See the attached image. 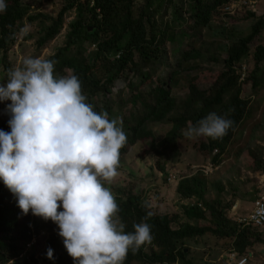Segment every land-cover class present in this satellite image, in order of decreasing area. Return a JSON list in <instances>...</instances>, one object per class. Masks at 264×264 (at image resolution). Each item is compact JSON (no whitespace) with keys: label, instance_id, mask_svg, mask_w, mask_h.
Returning <instances> with one entry per match:
<instances>
[{"label":"trees","instance_id":"1","mask_svg":"<svg viewBox=\"0 0 264 264\" xmlns=\"http://www.w3.org/2000/svg\"><path fill=\"white\" fill-rule=\"evenodd\" d=\"M65 1L66 4L55 18L39 16L43 22L36 47L40 49L55 39L62 31L64 15L75 10L76 20L68 26L63 46L49 59L55 61L57 75L61 76L66 70L77 75L81 81L82 92L87 97L86 102L93 106L94 111L107 112L109 119H113L114 106L107 97L113 94L115 82L119 81L123 74H129L139 78L142 85L150 83L155 68L160 64L161 49L168 39L173 38L172 34L167 35L170 30L168 25L158 26L155 21L159 11L171 5L172 0H144V6L139 7H135L136 0ZM190 1L193 4L188 22L191 23L192 30L201 32L208 26L216 9L230 0ZM7 3L6 12L0 14V83L6 82L7 72L11 69L7 54L15 43L14 29L28 15V8L23 7L22 0H7ZM86 12L91 14L89 19L85 17ZM253 16L248 14L246 18ZM34 20V17L29 18L31 22ZM263 28L264 16H261L251 27L249 35L237 39L227 47L224 71L217 72L211 79L207 73H200L195 77L187 76L188 94L184 101L176 103L171 98L170 88L174 84L171 79L178 78L177 70L170 73L165 84L159 81L154 90L153 105L150 108L147 104L143 105V115L134 114L130 121H122L127 143L120 150V156L125 154L130 146L143 142L146 152L158 160L169 156L179 157L181 145L188 142V138L181 132L196 124L208 113L216 112L234 122L227 135L215 140L206 138L205 142L194 141L192 146L213 166L220 165L237 128L247 116L249 104L241 98L242 86L253 81L252 74L255 76L260 72L259 66L264 61V46L259 45L253 49V71L250 77L239 82L235 68L248 55L249 45ZM175 41L177 46L183 47L182 37L179 36ZM91 44L95 45V50L89 53ZM178 53L181 60L177 62V68L191 61H198L201 57L200 49L180 48ZM186 66L188 68V65ZM207 81H210L209 88L200 90L198 86ZM253 86H256L255 81ZM128 87L134 89L131 83H128ZM98 95L103 97V103L100 105L96 102ZM155 122L171 125V129L161 140H157L154 133L147 128V124ZM215 151L217 154L213 156ZM261 152L258 148L249 152L253 172H264ZM159 168L162 173L165 171L164 165ZM206 189V181L199 175L179 180L176 185L177 195L181 199H197L198 204L184 208V216L196 224L186 223L176 229L172 228L176 218L153 211L147 200L138 195L128 193L116 200L119 207L117 215L125 224L126 232H132L133 225L144 221L147 216L145 222L151 226L153 236L152 242L142 246L137 252L129 250L124 264H193L188 260L189 252L185 246L190 240H199L204 236L228 240L231 251L239 256L247 255L248 249L253 245L264 243L261 232L241 228L237 224L232 225L219 201H206ZM225 207L228 208V205ZM61 210L58 208V211ZM57 232L58 228L53 222L32 216L31 210L27 215H22L16 198L0 181V264H75L73 258L67 254L62 238ZM41 233H45L44 248L38 259L30 252L37 247L35 245L38 243L37 239L42 237ZM34 236L35 244L21 257ZM48 248L53 250L51 260L46 256Z\"/></svg>","mask_w":264,"mask_h":264},{"label":"rangeland","instance_id":"2","mask_svg":"<svg viewBox=\"0 0 264 264\" xmlns=\"http://www.w3.org/2000/svg\"><path fill=\"white\" fill-rule=\"evenodd\" d=\"M244 1L255 2L256 12L251 13L246 6L239 5L238 11L230 16L223 12L224 5L219 6L212 14L208 26L201 32L192 30L191 23L188 22L193 4L190 0H172L171 5L159 11L160 13L155 16L156 23L158 26L168 25L170 30L167 35L170 33L173 38L168 39L161 49L160 64L155 68L156 71L150 83L142 85L139 78L129 74H123V77L115 82L113 94L107 97L114 106L113 119L130 121V117L134 114L143 115L145 112L143 105L147 104L149 108L153 105L154 90L158 82L165 84L170 73L175 70L178 71V78L171 79L174 84L170 90L171 98L176 103L184 101L188 94L187 76L195 77L200 73H207L211 79L217 72L224 71L227 47L237 39L249 35L251 27L261 16H264V0ZM65 4V0H22L23 7L28 8V15L14 29L15 43L7 54L11 69L22 66L23 59L27 57L49 59L56 54L57 49L63 46L68 26L76 20L75 10L64 15L62 31L55 39L40 49L36 47V42L41 35L40 28L43 22L42 17L39 16L55 18ZM139 6H144V0H136L135 7ZM248 14L254 16L246 18ZM90 16V12L85 13L87 19ZM30 17H34L35 20L29 21ZM179 36L182 37L183 47L176 44L175 40ZM259 45L264 46V28L249 45L248 55L237 65L239 68L245 66L247 78L253 71V49ZM180 48L181 50L200 49L201 57L198 61H191L177 68V62L181 60V55L178 53ZM94 50L95 45H89V53ZM259 69L260 72L251 76L256 86H253L252 80L242 86L241 98L248 101V113L237 128L220 165L215 166L216 168L207 176L202 173V168H206L211 163L197 153L192 144L194 141L205 142V137L188 138V142L181 145L182 151L179 157L169 156L163 160H158L147 153L143 142H137L120 156L118 175L111 182H104L105 186L111 189L115 199L118 200L132 193L147 200L153 211L176 218L172 225L173 229L186 223L194 225L195 221L188 220L184 216V208L196 205L198 201L197 199H181L176 193V185L181 178L199 175L206 181L205 200L210 203L219 201L232 225L237 224L238 217L248 216L264 184V172H253L252 159L249 156L250 151L255 148L260 149L264 165V61ZM1 70L0 66V80L2 79ZM71 74L70 70H66L61 76ZM209 82L199 85V89L207 90ZM128 83L133 84V90L129 89ZM96 102L98 105L102 104L103 97L98 95ZM8 103L10 101L0 102V130L4 129L6 132L11 130L7 123L10 117L4 112ZM147 128L154 133L157 140H161L169 132L171 125L155 122L147 124ZM162 165L165 168L163 173L159 170V166ZM225 205H228V208ZM256 232H261L264 240V227ZM37 242L35 245L37 247L30 254L39 259L44 248V237L37 239ZM229 244L228 240L204 236L199 240H190L185 248L189 252L188 260L193 264H233L232 259L241 257V259H247L246 264H264V243L253 245L248 249L247 255H240L241 257L231 251Z\"/></svg>","mask_w":264,"mask_h":264},{"label":"clouds","instance_id":"3","mask_svg":"<svg viewBox=\"0 0 264 264\" xmlns=\"http://www.w3.org/2000/svg\"><path fill=\"white\" fill-rule=\"evenodd\" d=\"M7 8V0H0V14ZM4 101H10L5 111L11 130H0V181L22 215L31 210L53 222L75 264H124L129 250L152 242L147 216L125 231L116 199L104 184L118 175L120 150L127 143L123 122L94 111L77 75L59 76L54 60L27 57L0 83ZM233 123L210 112L183 135L221 139ZM46 256L53 259L51 248Z\"/></svg>","mask_w":264,"mask_h":264},{"label":"built area","instance_id":"4","mask_svg":"<svg viewBox=\"0 0 264 264\" xmlns=\"http://www.w3.org/2000/svg\"><path fill=\"white\" fill-rule=\"evenodd\" d=\"M246 6V8L251 12L255 13V2H246L244 0H230L227 4L223 7V12L228 15H234L238 11V6ZM236 75L239 76V82H243L245 80V66H241V68H235ZM214 155L217 154L215 151L213 153ZM216 167L212 164L208 165L206 168H202V173L204 175H208L211 173ZM172 177V176H171ZM264 179V178H263ZM236 223L241 228H249L251 230H260L264 227V184L260 188V193L258 194L257 198L255 199L253 203V210L248 216L244 217H238L236 220ZM45 233H41V236H44ZM36 238L33 237L30 244L26 246V250L21 255V257L25 256V253L28 252L31 247L35 244ZM233 264H246L247 259H232Z\"/></svg>","mask_w":264,"mask_h":264}]
</instances>
